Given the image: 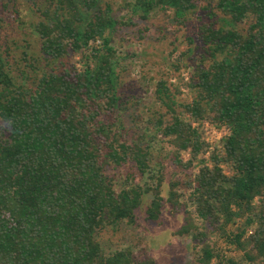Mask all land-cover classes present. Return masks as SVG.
I'll return each instance as SVG.
<instances>
[{"label": "trees", "instance_id": "1", "mask_svg": "<svg viewBox=\"0 0 264 264\" xmlns=\"http://www.w3.org/2000/svg\"><path fill=\"white\" fill-rule=\"evenodd\" d=\"M28 2L39 53L18 56L0 41V264H147L130 249L106 254L97 236L107 226L136 224L149 195L151 222L168 203L185 208L175 234L192 235L196 264L222 258L209 229L242 252L241 260L216 264H264V0H134L120 19L108 2L96 9L99 0ZM197 7L209 19L199 25L202 52L192 58L199 62L191 79L179 78L193 99L179 103V84L162 75L155 97L167 113L147 121L151 137L128 136L116 113L125 103L116 26L155 11L183 25ZM76 55L85 61L80 68L69 63ZM204 120L228 131L211 152L193 125ZM159 142L174 148L178 166L198 168L187 181L169 183L167 198L164 176L152 165ZM125 165L136 171L119 183L106 174Z\"/></svg>", "mask_w": 264, "mask_h": 264}, {"label": "rangeland", "instance_id": "2", "mask_svg": "<svg viewBox=\"0 0 264 264\" xmlns=\"http://www.w3.org/2000/svg\"><path fill=\"white\" fill-rule=\"evenodd\" d=\"M128 1L134 0H99L96 9L99 6L104 7L108 2L113 7L114 17L128 18L130 14L123 9ZM14 3L17 4V10L14 8ZM30 4L28 0H0L1 25L3 26L0 41L4 46H6L5 41L9 42L18 56L24 51L39 53L38 36L33 28L37 15L31 10ZM206 15L207 13L201 7H197L186 15L185 24L178 25L168 12L155 11L147 20L134 17L133 24L116 26L113 46L122 57V84L119 91L125 100L116 113L117 122L123 124V132L128 136L136 138L141 133H146L151 137L153 128L150 129L152 125L149 126L147 121L155 119L157 111L162 114L167 113V108L155 97V84L162 75L171 84L176 85L181 83V80L186 82L191 79V75L195 72V63L199 62L192 58H199L202 52V49L198 47L200 44L198 31L202 18L207 17ZM205 21L209 19L203 18V22ZM189 37L194 39V43L189 44ZM25 41H29L33 48L26 47ZM96 44H99L98 40L91 43L86 53L90 54V50ZM189 48L192 49L191 53L182 58L180 53ZM80 57V55L73 56L69 59V63L74 61L76 67L80 68L85 63ZM170 61L181 65L180 70L171 68ZM183 63L187 65L183 66ZM209 63V61L205 62V65ZM12 69V74L19 78L16 67ZM179 78H181L180 82ZM180 90L181 93L175 95L179 103L190 102L193 99L194 95L188 87L181 85ZM184 117L187 120H193L189 115ZM193 125L202 128L204 139L211 146L210 152L214 145H218L220 139L225 136V128L218 127L210 120L200 121V123L194 121ZM148 138L145 141H148ZM173 151L174 148L168 147L166 143L159 142L152 145L154 154L152 165L164 176L163 194L166 198L169 196V183L176 180H180L181 183L187 181L198 171V168L186 170L183 166H178L174 161ZM181 155L184 161L190 159V152L183 151ZM209 156L210 153H207V157ZM130 171L135 172L136 169L125 165L121 168L107 169L106 174L119 183L124 179L123 176L131 174ZM178 189L179 192L182 191L181 187ZM151 198L152 196L149 195L144 199V204L137 213L136 224L119 223L115 226H107L99 233L97 238L105 253L130 249L142 263L196 264L192 235L177 236L175 234L185 222V208L168 203L163 209L160 220L151 222L146 218V209ZM185 198L183 196L180 200L185 202ZM208 234V241L210 240L221 259L232 257L241 260L242 252L227 242L225 237L218 236L212 229H209ZM221 259L216 257L213 264Z\"/></svg>", "mask_w": 264, "mask_h": 264}, {"label": "built area", "instance_id": "3", "mask_svg": "<svg viewBox=\"0 0 264 264\" xmlns=\"http://www.w3.org/2000/svg\"><path fill=\"white\" fill-rule=\"evenodd\" d=\"M224 131H225L224 133H225V135H226V134H227V132H226V130H225V129H224Z\"/></svg>", "mask_w": 264, "mask_h": 264}]
</instances>
